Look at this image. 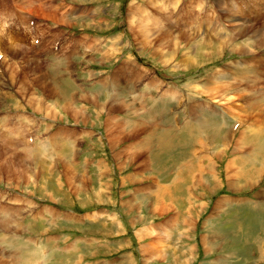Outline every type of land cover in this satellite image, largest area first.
Masks as SVG:
<instances>
[{"label": "rangeland", "instance_id": "rangeland-1", "mask_svg": "<svg viewBox=\"0 0 264 264\" xmlns=\"http://www.w3.org/2000/svg\"><path fill=\"white\" fill-rule=\"evenodd\" d=\"M262 108L264 0H0V264H175V200L191 264H264Z\"/></svg>", "mask_w": 264, "mask_h": 264}, {"label": "crops", "instance_id": "crops-1", "mask_svg": "<svg viewBox=\"0 0 264 264\" xmlns=\"http://www.w3.org/2000/svg\"><path fill=\"white\" fill-rule=\"evenodd\" d=\"M54 18H56V19H58L56 16H53ZM63 20H66V21H71L72 19H70V18H66V16L64 15L63 16ZM64 127H66V126H64ZM51 135V134H50ZM49 135V136H50ZM48 136V137H49ZM75 141V140H74ZM85 141L86 140H84V143H85ZM72 144H73V141H72ZM76 143H74V145H75ZM73 145V146H74ZM73 146L71 147V144H70V151H71V157H72V153H73V151L71 150V148L73 149ZM82 152H83V147H82V149H81V152H80V154L79 155H81L82 154ZM98 154H99V152H97ZM110 153V152H109ZM47 154L48 155H58V153H56V152H54L53 150H51V151H48L47 152ZM91 155V154H90ZM111 155V154H110ZM59 156V155H58ZM83 156V155H82ZM81 156V157H82ZM98 156V155H97ZM108 156H109V154H108ZM107 156H105V158H104V161L108 164V161H107V158H106ZM94 158H96V156L94 157ZM93 158V159H94ZM80 159V158H79ZM74 160V161H79L80 162V160ZM90 160V159H89ZM88 160V161H89ZM79 162H76V163H79ZM111 162H112V157H111ZM78 165H80V163L78 164ZM98 166H102V162L101 163H98L97 164V166H96V168L97 169H99V168H101V167H98ZM108 166H110V167H113V163H110V164H108ZM87 168H90V166L89 167H87ZM114 168V167H113ZM86 169V168H85ZM55 170V169H54ZM91 171H92V168H91ZM52 173H54V171L52 172ZM84 173V172H83ZM48 174H50V175H52L51 174V171L48 173ZM85 175V174H84ZM86 176V175H85ZM88 176V175H87ZM191 182H192V180H191V178H190V181H189V183H187V184H189V185H187L186 184V191H185V197L183 196V197H180V199L179 200H181L182 198H183V200H185L186 201V203L184 204V205H182L181 203H180V205L181 206H183V208H187V209H191L190 207V205L192 204V200L195 198L194 196H192L191 194H192V191L191 190H189V188L188 187H190V185H191ZM55 183V182H54ZM60 185H61V183H60ZM62 187V186H61ZM61 189H63V188H61ZM60 189V190H61ZM62 191V190H61ZM148 192V193H147ZM143 196H140L139 198H138V200L137 201H135V202H133V203H131V202H128L126 205H125V208L127 209V211L129 212V211H131V209H135L136 210V215H135V217L133 218V219H131L130 218V220L129 221H127V223H128V226H130L131 224H134V223H132L131 222V220H133L134 221V219H141V211H142V209H147L148 210V212H149V214H152L153 212H155V205H152V202H153V204H154V199H155V203L157 202V201H160L161 202V198H162V196L161 197H151V192H150V190L149 191H147ZM190 196V197H189ZM140 198H143V202L142 201H140ZM48 200V199H47ZM110 200V199H109ZM48 203L51 205H53V204H56V202H53V201H51V200H48ZM58 203V202H57ZM97 203H99V201H97ZM172 203L174 204V208H173V210L170 212V213H172V220H171V222L173 223V224H175V227L173 228V229H170V230H168V234L171 236V238H174L175 239V236H177L176 235V233H175V230H178V234H180V236L182 237V231H183V229H182V218H183V213L182 212H184V211H180L178 208H180V207H178L177 205H179V202L178 201H172ZM189 204V205H188ZM158 208V207H157ZM54 209V208H53ZM54 210H59V209H54ZM158 210V209H157ZM110 211V210H109ZM93 211H91V213H92ZM95 213V212H94ZM94 213H92V214H94ZM102 214H106L107 216L106 217H108L109 216V214H108V211L106 210V212H105V209H101L100 210V212H99V214H98V212H97V216H99V215H102ZM88 216H90V214H85L84 215V217L86 218H80L81 216H79V215H75V214H70L69 212H66V218H70V217H72V218H74V219H76V220H78L79 221V223H80V225H82L83 224V222H82V220L83 219H85L84 221H88V220H90L91 219V217H90V219H88L87 217ZM79 217L81 220H79V218L77 219V218ZM73 220V219H72ZM102 221V220H101ZM95 223L97 224V220H95ZM77 224V223H76ZM112 224V223H111ZM130 224V225H129ZM178 224V225H177ZM79 225V226H80ZM76 226V225H75ZM112 226H114V225H112ZM120 225H117V227H119ZM94 233H91V234H98V233H101L102 235H105V237H102L101 239L100 238H94V236H90L89 237V239L90 238H92L93 239V241H92V243H89L90 245H87L88 244V242L87 241H85V244L84 245H82V243H81V245L82 246H85V249L84 250H81L80 252H78V253H81L82 251H85L86 250V254H88V248H90V247H96V246H98V247H109L110 245H111V242H109L110 240H112L111 238H109V239H107V236H110V234H108L107 232L105 233V232H97L96 230H101V231H106L107 229H104L103 227H96L95 226V228H94ZM133 230V229H132ZM159 230V229H158ZM93 232V231H92ZM133 232H134V235H135V237H136V239H137V241H138V247H137V249L138 250H141L142 248H144V246L143 245H141L140 244V240L142 239V237L144 236V235H146V233L144 232V230H139V231H134L133 230ZM159 233V232H158ZM117 235L118 234H120L119 232H117L116 233ZM172 234V235H171ZM114 235V234H113ZM48 238H50V237H48ZM171 238H168V240L167 241H169V242H167V243H165V245H167V248L164 246V248L162 249V251H163V255L165 256V258H167V260H172V263H175V264H191V260L189 259V258H184V252H183V247H182V245L180 246V247H176L174 244L173 245H168V243H170L171 242ZM180 240H182L181 238H180ZM53 241V240H52ZM161 240H159V234H158V237H157V240H156V243L154 244V245H160L162 242H160ZM174 241V240H173ZM180 242H182V241H180ZM119 243V242H118ZM118 243H117V246H118ZM188 245H190V255H193V249L196 247L195 245L196 244H193V243H189V244H187V246ZM123 246V245H122ZM193 246H194V248H193ZM97 247V248H98ZM118 248V247H117ZM259 248L261 249V247L259 246ZM118 249H121V247L120 248H118ZM157 247H150V248H148V250H150L151 252H153L154 250V252H158L157 250ZM161 251V252H162ZM153 252V253H154ZM89 257V256H88ZM123 261L121 262L122 264H126V262L124 263V261H128V260H130V256L128 255V254H124L123 255ZM140 258H142V264H144L145 263V261H147V258L145 257V255H142ZM149 258H152V254L150 255V257ZM78 259V258H77ZM76 259V260H77ZM152 259H154V258H152ZM151 259V260H152ZM261 259V258H260ZM84 260V259H83ZM89 261V260H88ZM254 261H256L257 262V260H255L254 259ZM253 261V262H254ZM82 262V261H81ZM84 262H86V261H84ZM260 263V262H259ZM259 263H257V264H259ZM83 264V263H82ZM94 264H106V261H104V260H97V261H95V263ZM252 264H256L255 262L254 263H252ZM261 264H262V262H261Z\"/></svg>", "mask_w": 264, "mask_h": 264}, {"label": "bare ground", "instance_id": "bare-ground-1", "mask_svg": "<svg viewBox=\"0 0 264 264\" xmlns=\"http://www.w3.org/2000/svg\"><path fill=\"white\" fill-rule=\"evenodd\" d=\"M146 1H147V0H146ZM228 9H229V8H228ZM165 12H166V11H165ZM140 31H141V30H140ZM218 77L220 78L221 76H218ZM219 78H218V79H219ZM207 82H208V81H207ZM210 82H211V81H209L208 83H210ZM240 82H241V81H240ZM226 83H227V82H226ZM251 83H252V82H251ZM218 85H219V84H218ZM219 86H221V84H220ZM248 86H249V85H248ZM222 87H223V86H222ZM222 87H221V88H222ZM224 88H225V87H224ZM227 91H228V90H227ZM249 91H250V90H249ZM63 95H64V93H63ZM242 96H243V95H242ZM245 96H246V95H245ZM239 98H240V97H239ZM243 98H244V97H243ZM245 99H246V97H245ZM165 100H166V99H165ZM242 100H243V99H242ZM134 102H135V101H134ZM164 102H165V101H164ZM192 102H193V101H192ZM194 103H195V102H194ZM189 104H190V103H189ZM195 104H196V103H195ZM192 106H195V105H192ZM192 106H191V104L189 105L190 108H192ZM197 106H198V105H197ZM148 107H149V106H148ZM197 108H198V107H197ZM209 108H210V107H209ZM199 109H200V108H199ZM205 109H206V108H205ZM255 110H256V109H255ZM262 110H263V108H262ZM154 111H155V110H154ZM200 111H201V110H200ZM263 111H264V110H263ZM152 112H153V110H152ZM157 112H158V110H157ZM261 112H262V111H261ZM149 113H151V111H150ZM154 113H155V112H154ZM261 114H262V113H261ZM151 115H152V114H151ZM154 115H155V114H154ZM210 115H211V114H210ZM145 116H150V115H145ZM204 116H205V115H203V116L200 117V118H199V117L197 118V120H196V121H197V122H196L197 125H198L199 121H202V122L207 121V118H205ZM118 117H119V116H118ZM208 118H209V117H208ZM263 120H264V118H263ZM194 122H195V121H194ZM202 122H201V123H202ZM201 123H200V124H201ZM200 124H199V125H200ZM215 124H216V122H215ZM201 126H202V125H201ZM201 126H200V128H201ZM135 127H136V126H135ZM198 127H199V126H198ZM204 127H205V126H204ZM188 128H189V127H188ZM225 128H226V127H224V129H225ZM251 128H252V127H251ZM253 128H254V127H253ZM143 129H144V128H143ZM186 129H187V128H186ZM201 129H203V128H201ZM205 129H207V128H205ZM140 131H141V130H140ZM194 131H195V130H194ZM242 131H243V130H242ZM255 132H256V131H255ZM9 133H10V132H9ZM149 133H150V132H149ZM160 133H161V132H160ZM170 133H171V132H170ZM246 133H248V132L246 131ZM246 133H244V134H246ZM164 134H165V133H164ZM1 135H2V134H1ZM1 135H0V136H1ZM173 135H174V134H173ZM241 135H242V134H241ZM5 136H6V135H5ZM154 136H155V135H154ZM3 137H4V133H3L1 139H3ZM6 137H8V136H6ZM9 137H10V136H9ZM169 137H170V136H169ZM197 137H198V136H197ZM255 138H256V137H255ZM144 139H145V138H144ZM162 139H163V138H162ZM175 139H176V138H175ZM260 140H261V139H260ZM255 141H256V140H255ZM0 142H1V141H0ZM166 142H167V141H166ZM245 142H246V141H245ZM246 143H247V142H246ZM50 144H52V145H54V146L57 145V143L55 144L53 140H52V142H51ZM168 144H169V143H168ZM253 144H254V142H253ZM263 144H264V143H263ZM254 146H255V145H254ZM258 147H260V146H258ZM256 148H257V147H256ZM253 151H254V150H253ZM263 152H264V150H263ZM252 154H253V153H252ZM256 155H258V154H256ZM260 155H261V154H260ZM162 156H163V155H162ZM236 156H237V155H236ZM256 157H257V156H256ZM235 160H236V158H235ZM259 160H260V159H259ZM259 160H258V163H260ZM239 161H240V160H239ZM146 163H147V162H146ZM249 163H250V162H249ZM247 164H248V163H247ZM227 165H228V164H227ZM229 165H230V164H229ZM256 165H257V164H256ZM259 165H260V164H259ZM197 167L200 168V165H198ZM201 167H203V166H201ZM228 167H229V166H228ZM252 167H253V166H252ZM199 170H200V169H199ZM201 181H202V180H201ZM204 182H205V181H204ZM203 184H204V183H203ZM209 186H210V185H209ZM148 189H149V188H148ZM200 189H201V188H200ZM210 189H211V187H210ZM206 190H207V188H206ZM211 191H212V190H211ZM150 192H151V191H150ZM147 193H148V192H147ZM151 196L153 197V194H152ZM200 196H201V195H200ZM217 202H218V201H217ZM221 202H222V201H221ZM218 203H219V202H218ZM220 204H221V203H220ZM244 204H245V203H244ZM156 208H157V207H156ZM158 209H159V208H158ZM258 220H259V219H258ZM251 226H252V225H251ZM254 228H255V226H254Z\"/></svg>", "mask_w": 264, "mask_h": 264}]
</instances>
